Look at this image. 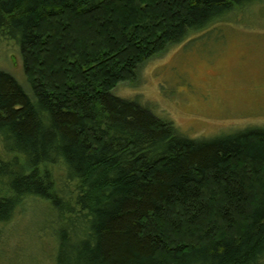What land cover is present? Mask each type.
Here are the masks:
<instances>
[{"label":"trees","instance_id":"1","mask_svg":"<svg viewBox=\"0 0 264 264\" xmlns=\"http://www.w3.org/2000/svg\"><path fill=\"white\" fill-rule=\"evenodd\" d=\"M260 3L0 0V41L19 48L31 88L0 71V226L27 198L48 204L55 264H264V128L189 140L112 94Z\"/></svg>","mask_w":264,"mask_h":264},{"label":"rangeland","instance_id":"2","mask_svg":"<svg viewBox=\"0 0 264 264\" xmlns=\"http://www.w3.org/2000/svg\"><path fill=\"white\" fill-rule=\"evenodd\" d=\"M33 55L36 72L41 65ZM0 71L31 95L29 74L13 42L0 41ZM112 94L147 106L189 140L264 128V3L236 8L189 34L141 65L135 77L117 82ZM47 212L46 202L20 201L15 219L0 226V264H55L56 241L54 228L45 222ZM162 233L170 237L167 229Z\"/></svg>","mask_w":264,"mask_h":264}]
</instances>
